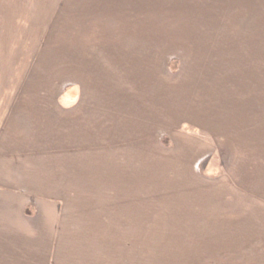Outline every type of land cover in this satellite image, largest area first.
<instances>
[{
    "label": "crops",
    "instance_id": "0c3cea01",
    "mask_svg": "<svg viewBox=\"0 0 264 264\" xmlns=\"http://www.w3.org/2000/svg\"><path fill=\"white\" fill-rule=\"evenodd\" d=\"M37 1L39 6L53 4L58 9L54 18L66 9L74 17L88 15L92 23L102 25L101 40L119 41L115 48L103 43L96 49L103 55L110 50L118 55L121 84L117 104L109 103L103 111L105 121H117V137L105 141L102 150L119 151V167L126 163L130 167L133 162L135 183L149 185L150 191L174 177V170L178 177L190 174L202 183L243 189L236 199L247 201L245 219L234 218L230 212L229 218L222 215L220 226L236 229L243 225L253 231L262 258L252 262L264 264V234L259 235L264 231V0ZM29 3L22 7L28 8ZM19 4L16 1L15 5ZM141 23L149 24L150 29L141 30ZM210 24L214 25L210 34L214 42L205 48L196 39V31ZM23 81L18 87H24ZM9 83L3 85L13 87L12 81ZM4 101L0 99V114L6 113L5 118L14 121L0 124V165L9 163L2 168L0 183L24 186L37 180L43 184L36 193L38 198L29 197L21 209L33 224L27 234L30 247L54 256L43 264H67L71 259L70 263L79 264L78 249L89 241L79 239L80 231L94 233L91 238L95 239L96 233L104 231L141 230V193L129 212L135 217L129 219L125 210H116L113 218L110 209L98 212L99 206L111 199L109 193H96L92 198L96 202L84 219L64 203L69 201L71 207L81 199L77 153L93 151L79 147L76 105L71 107L76 113L69 119L64 138L40 131L23 105L16 113L14 98L11 106L9 102L3 105ZM201 163L202 173L196 171ZM123 183L126 185V180ZM130 196L124 191L123 200ZM129 205L125 202L118 209H131ZM204 210L201 207L192 215H208ZM123 239L120 242L124 243ZM8 246L7 240L0 242V249ZM64 249L69 261L60 257ZM242 256L230 252L224 259L232 264Z\"/></svg>",
    "mask_w": 264,
    "mask_h": 264
},
{
    "label": "rangeland",
    "instance_id": "374dc122",
    "mask_svg": "<svg viewBox=\"0 0 264 264\" xmlns=\"http://www.w3.org/2000/svg\"><path fill=\"white\" fill-rule=\"evenodd\" d=\"M0 1V99L4 98L3 105L9 102L11 106L14 98L16 113L21 112L23 105L31 122L40 126V131L43 129L46 135L53 137L62 134L64 138L70 127L69 119L73 120L76 113L71 107L76 105L79 147L93 148L90 152L77 153V187L81 199L72 202L71 207L69 201L64 202L68 204V210L81 214L79 219H84L82 216L87 215L96 202V193H109L111 199L99 206L98 212H102V208L110 209L113 218L116 210H125L126 219H129L135 217L129 212L134 208L136 195L141 193L142 196L141 230L104 231L96 233L95 239L91 238L94 233L78 232L79 239H89L85 247L78 249V263L213 264L217 260L222 262L230 252H239L243 255L241 260L232 264H256L253 262L262 258V248L258 247L260 243L256 242L255 236L252 237L255 233L243 229V225L236 229L230 228L232 225L220 226L222 215L229 218L230 212L234 218L245 219L247 201L236 199L243 189L202 183L190 174L178 177V170H174V177L162 180L150 193L149 185L140 187L135 183L133 162L130 167L127 163L119 167V151L102 150L105 141L117 137V121H105L103 111L109 103L117 104L121 84L116 65L118 55L114 50L103 55L96 49L103 43L115 48L119 41L101 40L102 25L92 23L93 19L84 13V16L74 17L66 9L54 18L58 9L53 4L39 6L37 0H30L29 7L23 8L22 4L25 7L29 0ZM16 1L20 2L18 6ZM203 26L207 28L198 29L196 39L202 47L209 48L214 42L210 37L214 25ZM126 28L129 29V25ZM139 28L148 31L150 25L141 23ZM22 80L24 87L23 84L18 87ZM5 81L8 85L12 81L13 87H5ZM5 115L0 114V124L8 125L9 121H14L13 117L5 118ZM166 142L164 139L163 144ZM8 165L4 161L0 165V178L2 168ZM201 166L202 163L196 171L201 172ZM124 167L126 172L122 171ZM189 175L190 179L187 178ZM137 180L141 177L137 176ZM39 187L43 184L37 180L24 186L0 183V242L7 240L9 245L0 249V264H43L54 257L52 254L45 256L43 249L31 248L27 242L33 224L23 217L21 209L29 197L38 198ZM135 190L136 194L133 193ZM124 191L131 195L130 200H123ZM124 201L132 208L122 206L119 210L118 205L125 204ZM201 207L208 215H192ZM122 239L124 243L120 242ZM62 255L65 261L71 259L69 253L65 255V249L60 257ZM226 261L224 259L221 264H229ZM70 262L73 259L67 264H72Z\"/></svg>",
    "mask_w": 264,
    "mask_h": 264
}]
</instances>
